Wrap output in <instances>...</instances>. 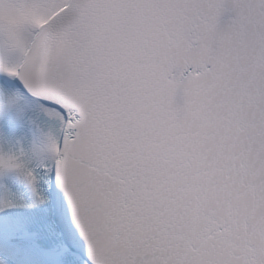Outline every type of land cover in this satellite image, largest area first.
<instances>
[{
    "label": "snow or ice",
    "instance_id": "1",
    "mask_svg": "<svg viewBox=\"0 0 264 264\" xmlns=\"http://www.w3.org/2000/svg\"><path fill=\"white\" fill-rule=\"evenodd\" d=\"M0 264H264V0H0Z\"/></svg>",
    "mask_w": 264,
    "mask_h": 264
}]
</instances>
